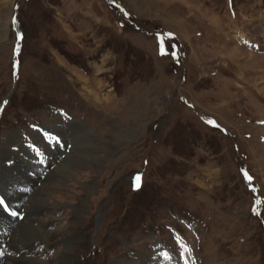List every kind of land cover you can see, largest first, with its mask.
<instances>
[{
	"label": "rangeland",
	"instance_id": "obj_1",
	"mask_svg": "<svg viewBox=\"0 0 264 264\" xmlns=\"http://www.w3.org/2000/svg\"><path fill=\"white\" fill-rule=\"evenodd\" d=\"M230 2L0 0V177L25 214L0 222V264H264V0ZM33 124L71 147L53 142L49 158L43 132L22 146ZM18 153L44 155L42 178ZM168 234L195 258L153 249Z\"/></svg>",
	"mask_w": 264,
	"mask_h": 264
},
{
	"label": "bare ground",
	"instance_id": "obj_2",
	"mask_svg": "<svg viewBox=\"0 0 264 264\" xmlns=\"http://www.w3.org/2000/svg\"><path fill=\"white\" fill-rule=\"evenodd\" d=\"M185 2V1H184ZM215 21H218L217 19H215ZM255 41H257V40H255ZM260 44V43H259ZM235 51V50H234ZM231 53V54H230ZM229 53V55L230 56H228L229 58H235L236 57V55L239 53V52H230ZM84 153V152H83ZM67 170V169H66ZM66 170H64L63 171V173H66L67 171ZM66 171V172H65ZM56 172V171H55ZM61 173L60 174H62V171H60ZM48 180V179H47ZM90 187H92V186H89V185H85V188H90ZM87 192V191H86ZM85 197V196H84ZM87 199V198H86ZM83 202L85 203H87V201H85L84 199H83ZM35 207V206H34ZM33 207V208H34ZM32 209V208H31ZM4 219L3 218H0V222H2ZM27 224V223H26ZM19 228H21V232H22V234H27V233H32L33 235H37V234H35L34 233V230H32V229H30V228H27L25 225H22V226H20V225H17ZM30 227V226H29ZM15 232V231H14ZM13 233V232H12ZM70 233H71V231H70ZM18 234V233H17ZM21 234V235H22ZM6 235V237L9 239V241H8V244L9 243H12V242H14V240H13V237L15 236L14 234H11L10 235V233L9 234H5ZM4 235V236H5ZM10 235V236H9ZM30 235V234H29ZM72 235V234H71ZM28 237V236H27ZM22 238V237H21ZM23 239V238H22ZM21 240V239H20ZM33 240V239H32ZM71 240L72 241H69L68 242V244H66V252H65V254H64V262H67V260L68 261H70V254L69 253H73V251H74V248H75V242H74V239H72L71 238ZM27 241V240H26ZM74 242V243H73ZM2 243H4V242H2ZM30 243H32V242H30ZM29 244V243H28ZM24 246H27L26 244L24 245ZM17 249V248H16ZM20 249V248H19ZM34 249H36V247H31V250H34ZM19 251V250H18ZM37 255V253L35 252V255L34 256H36ZM1 259V258H0ZM24 260V259H23ZM27 260V259H26ZM12 263V264H14L15 262H16V259L15 258H10V257H8L7 259L5 258V260H4V262H3V264H6V263ZM24 263H26L27 261H23ZM36 262H40L39 260H37L36 259V261H34L33 259H29L28 260V264H36ZM70 263V262H69Z\"/></svg>",
	"mask_w": 264,
	"mask_h": 264
},
{
	"label": "snow or ice",
	"instance_id": "obj_3",
	"mask_svg": "<svg viewBox=\"0 0 264 264\" xmlns=\"http://www.w3.org/2000/svg\"><path fill=\"white\" fill-rule=\"evenodd\" d=\"M161 54H162V55L165 54L164 49H163V45H162V44H161ZM209 123H213V122H212V121H209ZM245 179L250 181V180H251V177L248 176L247 173H245ZM139 187H140V177L137 176V177L135 178L134 188H135V189H138ZM257 203H259V201H257Z\"/></svg>",
	"mask_w": 264,
	"mask_h": 264
},
{
	"label": "crops",
	"instance_id": "obj_4",
	"mask_svg": "<svg viewBox=\"0 0 264 264\" xmlns=\"http://www.w3.org/2000/svg\"><path fill=\"white\" fill-rule=\"evenodd\" d=\"M204 12H205V11H204ZM205 14H206V13H205ZM206 15H209V14L207 13ZM228 15H230V14H228ZM209 16H210V15H209ZM233 16H234V15H233ZM166 34H167V35H168V34L171 35L169 32H167ZM240 37H241V36H240ZM249 37H251V36H249ZM247 39H248V38H247ZM233 40H234V39H233ZM216 44H217V43H216ZM229 49H230V50H227V49H226L227 52H228V55H229L230 52H236V51H237V48H233V49H231V48L229 47ZM234 49H235V51H234ZM230 54H231V53H230ZM238 54H239V53H238ZM238 54H237V55H238ZM237 55H236V56H237Z\"/></svg>",
	"mask_w": 264,
	"mask_h": 264
}]
</instances>
